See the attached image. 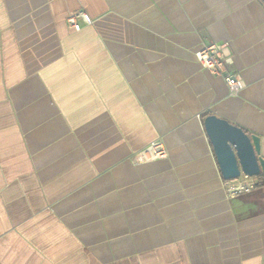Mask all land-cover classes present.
Instances as JSON below:
<instances>
[{"label":"crops","instance_id":"1","mask_svg":"<svg viewBox=\"0 0 264 264\" xmlns=\"http://www.w3.org/2000/svg\"><path fill=\"white\" fill-rule=\"evenodd\" d=\"M209 116L264 159L263 0H0V264H264V174L228 196Z\"/></svg>","mask_w":264,"mask_h":264},{"label":"water","instance_id":"2","mask_svg":"<svg viewBox=\"0 0 264 264\" xmlns=\"http://www.w3.org/2000/svg\"><path fill=\"white\" fill-rule=\"evenodd\" d=\"M204 125L225 181H236L243 175L256 178L264 174L259 137L249 136L216 116L207 117Z\"/></svg>","mask_w":264,"mask_h":264},{"label":"built area","instance_id":"3","mask_svg":"<svg viewBox=\"0 0 264 264\" xmlns=\"http://www.w3.org/2000/svg\"><path fill=\"white\" fill-rule=\"evenodd\" d=\"M82 20L85 24L91 25L90 17L82 12H76L70 15L67 19L68 27L76 32L81 30L79 21ZM196 60L201 67L209 71L212 75L222 77L229 88V95L238 97L245 89V82L236 74L229 72L233 67L234 61L227 43H208L195 53ZM168 157V150L163 141L157 140L151 143L146 149L140 151L133 156V163L141 165L151 163ZM226 190L229 197L242 193H250L254 188L252 182L248 180H240L225 182Z\"/></svg>","mask_w":264,"mask_h":264},{"label":"trees","instance_id":"4","mask_svg":"<svg viewBox=\"0 0 264 264\" xmlns=\"http://www.w3.org/2000/svg\"><path fill=\"white\" fill-rule=\"evenodd\" d=\"M264 1V0H263ZM262 176H260L259 178H261Z\"/></svg>","mask_w":264,"mask_h":264},{"label":"rangeland","instance_id":"5","mask_svg":"<svg viewBox=\"0 0 264 264\" xmlns=\"http://www.w3.org/2000/svg\"><path fill=\"white\" fill-rule=\"evenodd\" d=\"M249 182H253V181H249Z\"/></svg>","mask_w":264,"mask_h":264}]
</instances>
